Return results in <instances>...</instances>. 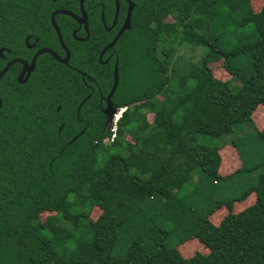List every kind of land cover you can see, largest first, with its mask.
Masks as SVG:
<instances>
[{
  "label": "trees",
  "instance_id": "obj_1",
  "mask_svg": "<svg viewBox=\"0 0 264 264\" xmlns=\"http://www.w3.org/2000/svg\"><path fill=\"white\" fill-rule=\"evenodd\" d=\"M100 1L101 15L98 0H83L84 41L71 37L70 17L55 18L71 51L69 67L39 57L25 83L15 79L19 63L0 78V264H264V156L246 166L240 142L198 141L228 136L239 123L264 139L251 118L264 105V0L257 11L252 0H130L129 28L103 54L105 63L96 56L122 21L125 1L110 30L102 24L109 25L111 12ZM77 3L0 0V47L8 50L0 69L23 57L22 26L37 32L32 27L49 26L50 10L76 12ZM188 45L203 51L192 60L180 52ZM218 60L235 82L213 77L209 63ZM114 62L110 100L125 108L105 142L110 120L94 85L74 114L89 92L77 70L104 95ZM225 145L240 165L220 175L218 149ZM252 170L253 181L236 188L235 179ZM249 194L251 204L231 211ZM221 206L227 213L214 224L208 216ZM193 238L207 252L181 256L176 247Z\"/></svg>",
  "mask_w": 264,
  "mask_h": 264
},
{
  "label": "rangeland",
  "instance_id": "obj_2",
  "mask_svg": "<svg viewBox=\"0 0 264 264\" xmlns=\"http://www.w3.org/2000/svg\"><path fill=\"white\" fill-rule=\"evenodd\" d=\"M261 2L259 0H252L250 2V5L254 11H257L259 9ZM201 47H195L188 45L185 48L181 49L180 52L183 53V56L185 54L191 55L190 58L192 60L196 59L200 53H202ZM211 73L213 77L221 80V81H230L235 82L233 78L230 77V75L221 67V60H218L216 62L209 63ZM118 79V78H117ZM112 83V81H111ZM231 84V83H230ZM117 85V84H116ZM234 85V84H231ZM111 86V84H110ZM116 88V87H115ZM115 91V89H114ZM113 94V93H112ZM112 97V96H111ZM87 99V96L83 97V101ZM76 110H74V113ZM145 119L149 123L152 118V114L149 112L144 113ZM253 125L259 126L256 127L257 129L264 128V105L260 104L256 107L254 112L251 115ZM142 126L138 125V129L142 130ZM235 140L237 143L240 142L242 144V147L240 148V156L241 161L244 165L249 166L253 163H256L261 157L264 155V139L257 138L255 134L253 133V128L251 125H248L247 123H239L237 124L233 131L228 135L224 136L222 138H210L207 136H199L198 141L202 143H208L209 145L217 144L223 140ZM105 140V139H104ZM107 142V141H105ZM218 153L220 155V163L218 167V173L220 175H227L230 172L237 169L240 165L239 158L232 146L225 145L223 147H220L218 149ZM180 162L186 163L187 167V160L186 157L182 155H176L175 156ZM254 159V160H252ZM195 177L198 178L199 172L195 171ZM257 174V170H252L248 172L241 173L236 179H235V187L242 190L243 188L247 187V185L253 181L254 177ZM204 181V180H203ZM205 185H212L211 181L206 180ZM172 187H177L179 184V181L176 179L171 180ZM139 197H141L139 195ZM254 201V195L249 194L245 197V199L233 202L231 211H237L242 208H244L246 205L251 204ZM99 210L96 207H92L89 212V217L91 219H95ZM227 213V210L221 206L219 208H216L212 211V213L208 216L209 220L212 223H217L225 214ZM47 213H41L40 218L43 219ZM139 215V218L144 219V213H137V216ZM177 250L183 257L191 256L192 254L198 252V253H205L207 250L201 246L194 238L185 240L181 244H179L177 247Z\"/></svg>",
  "mask_w": 264,
  "mask_h": 264
},
{
  "label": "flooded vegetation",
  "instance_id": "obj_3",
  "mask_svg": "<svg viewBox=\"0 0 264 264\" xmlns=\"http://www.w3.org/2000/svg\"><path fill=\"white\" fill-rule=\"evenodd\" d=\"M124 1H125V8H124L125 9L124 10V17H125L127 6L129 4H131V9H132L133 4H132V2L130 0H124ZM93 5L94 6H96V5L99 6V10H100L99 13L101 15L103 13V9H104V7H103L104 4H102V1L98 0V2H95ZM105 6H106L107 10L109 12H111V20H110V23H109L108 26H106L105 24H102V25H103V27H105L106 30H110L117 23L119 10H120V0H117V6H115V1L114 0H106L105 1ZM82 8H83V3H82ZM109 8H111V9H109ZM58 9H61V8H54V9L49 11V26H41L40 28H37L36 26L32 27L33 29L36 28L35 30H37V32H33V33L25 32L24 33L25 26H22V46H23L24 49H22L23 57L22 58H18V59H21L26 64L23 65V64H21L19 62H16V63H19V70H18V72L15 75V79H16L17 82H18V80L22 81V83H19V84H23V83H25L27 81V79L29 78V76L32 73L33 69L35 68L36 61H37V59L39 57H41V60L43 62L48 60L49 63H52V61H55V62L61 63L63 65H67L68 64V61H69V59L71 57V51L63 43V41L61 39L60 29H59V27L57 26V24L55 22V18L61 13H55L53 15V19H54L55 25H56V27H57V29L59 31L61 42L59 41L58 34L55 31V29H54V27H53V25L51 23V20H50L51 13L54 12L55 10H58ZM64 10H67V9H64ZM67 11H70L74 15V17H71L69 15H65V16L70 17L73 20V22L75 23V26H72V28L70 29L71 37L74 40L78 41V42L86 40L88 38V35H89L88 26H87L88 11H86L83 8V11L85 13V17L83 18L82 14H81V12L79 10L78 3H77V11L76 12L75 11H71V10H67ZM130 12H131V10H130ZM61 15H64V14H61ZM124 17H123V19H124ZM123 19L120 22V24L118 25V27L116 28L113 36L115 35L117 30L121 26V24L123 22ZM113 36H112V38H113ZM104 46H102L100 48V50ZM0 48H3V50H2V58L5 59V57L3 56V51H8V50L5 47H0ZM39 50H41V52H39L34 57L36 52H38ZM106 50H108V49H106ZM106 50L103 52V54L106 52ZM99 51H98V53H99ZM98 53H97V56H96V60L99 63H105L107 58H105L104 60H101V58L103 57V54L100 57H98ZM33 57H34L33 65H31L29 67L30 62L33 59ZM12 59H16V58H12ZM9 60H11V59H7L6 62L9 61ZM59 60H65V61L61 62ZM67 67H69V64L67 65ZM77 72L79 73V77H80V80H81L82 84L84 85L85 88H87L89 90L88 94H86L85 96L89 95L93 91V87L92 86L93 85L95 86V88L97 90V93H98V104L97 105L102 110L105 107V96H106L107 93L102 95L101 91L97 88V85H95L93 79L90 76H88L85 73V71L77 70ZM21 73H22V75L19 77L18 75L21 74ZM0 105H1V102H0ZM77 106H76L75 110L77 109ZM77 112H75L74 114L77 115ZM86 116H89V114H86ZM85 123H87V122H85ZM81 130H83V129H81ZM81 130H79V131H81Z\"/></svg>",
  "mask_w": 264,
  "mask_h": 264
},
{
  "label": "water",
  "instance_id": "obj_4",
  "mask_svg": "<svg viewBox=\"0 0 264 264\" xmlns=\"http://www.w3.org/2000/svg\"><path fill=\"white\" fill-rule=\"evenodd\" d=\"M115 1V6H117V0H114ZM82 3H83V0H78V7H79V10L83 16V18L85 17V13L83 11V8H82ZM130 10H131V4H129L127 6V9H126V14H125V17L123 19V22L121 24V26L119 27V29L117 30V32L115 33V35L113 36V38L99 51L98 53V57H100L103 52L106 50V49H109L112 47V45L115 43V41L118 39V37L120 36V34L129 28V17H130ZM55 13H61V14H64V15H69L71 17H74V15L70 12V11H67V10H64V9H58V10H55L54 12L51 13L50 15V20H51V23L55 29V31L57 32L58 34V38H59V41L61 42V39H60V35H59V31L55 25V22H54V19H53V15ZM76 18V17H75ZM2 50L3 48H0V57H2ZM41 52V50H39L38 52H36V54L34 55V57L39 53ZM34 57L33 59L31 60L30 62V65H33V62H34ZM61 62L65 61V60H59ZM16 62H19L23 65H25L26 63L24 61H22L21 59H11L9 61H7L3 67L0 69V78L1 76L5 73V71L13 64V63H16ZM22 75L19 74L18 76L20 77ZM18 83H22V81L18 80ZM116 84H117V66H116V62H114L113 64V71H112V83H111V86L109 87V90L105 96V107L102 109V113L107 117V120H110L111 117H112V113H114V110L115 108L112 106V102L110 100L111 96H112V93L114 92V89L116 87ZM89 97V95H87V98ZM83 102V100H81L77 106V109H76V112L78 111V108L79 106L81 105V103ZM83 132V130L79 131L76 135H74L73 137H71L68 141V143L72 142L73 140L76 139V137L78 135H80L81 133Z\"/></svg>",
  "mask_w": 264,
  "mask_h": 264
},
{
  "label": "built area",
  "instance_id": "obj_5",
  "mask_svg": "<svg viewBox=\"0 0 264 264\" xmlns=\"http://www.w3.org/2000/svg\"><path fill=\"white\" fill-rule=\"evenodd\" d=\"M125 107H118L115 108L114 113H112V117L109 123V130L111 132L110 136L105 138V141H111L112 137L114 136L115 129H116V121L118 120L121 112L124 110Z\"/></svg>",
  "mask_w": 264,
  "mask_h": 264
}]
</instances>
